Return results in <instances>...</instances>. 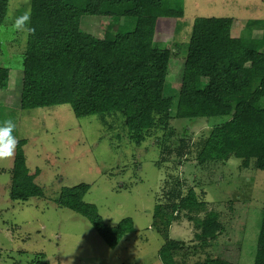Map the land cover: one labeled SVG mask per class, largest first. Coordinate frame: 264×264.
Returning a JSON list of instances; mask_svg holds the SVG:
<instances>
[{
    "label": "rangeland",
    "instance_id": "obj_1",
    "mask_svg": "<svg viewBox=\"0 0 264 264\" xmlns=\"http://www.w3.org/2000/svg\"><path fill=\"white\" fill-rule=\"evenodd\" d=\"M52 2L9 0L5 23L0 25L1 64L9 71L7 86L0 92V123L13 119V135L26 141V166L30 173L39 171L35 183L45 191V199L11 201L13 158L0 161V264H162L158 251L163 240L151 225L158 201L165 202L162 187L168 176L180 183L183 194L194 190L208 209L220 214L225 232L210 243L207 254L233 264H253L264 208V172L240 171L237 159L205 165L192 161L189 158L196 156L199 141L229 117L186 120L176 115L194 20H229L230 35L254 48L250 26L264 20V0H183L181 15L153 20L154 45L173 52L164 86V97L170 99V121L166 129L139 145L133 133L114 118L105 122L95 116L76 118L70 105L20 109L27 35L15 30V15L23 8L24 12L46 13ZM123 22L116 29L118 35L127 33ZM106 24L101 16L82 17L73 83L81 96L89 91L95 42L108 37ZM111 133L119 141H113ZM182 138L183 160L175 154L161 169L156 167L164 146L177 149ZM80 184L90 185L84 201L95 205L107 224L133 221L136 231L115 249L102 241L86 219L56 206L63 188ZM170 239L192 242V225L181 217L173 223Z\"/></svg>",
    "mask_w": 264,
    "mask_h": 264
},
{
    "label": "trees",
    "instance_id": "obj_2",
    "mask_svg": "<svg viewBox=\"0 0 264 264\" xmlns=\"http://www.w3.org/2000/svg\"><path fill=\"white\" fill-rule=\"evenodd\" d=\"M8 4L9 0H0V25L5 23ZM183 9V0H53L48 12L31 13L29 26L35 33L27 34L20 109L70 105L76 118L95 116L102 122L114 118L133 133L137 145L166 129L170 99L164 97V86L173 52L154 45L156 26L152 23L175 18ZM24 10L20 9L15 18ZM89 16L105 20L108 37L95 42L89 91L81 96L73 83L81 20ZM122 20L127 33L118 35L116 29ZM230 25L231 21L218 18L194 20L176 117H229L199 141L196 156L189 158L192 161L205 165L237 159L240 171L252 168L264 172V20L250 26L254 48L234 39ZM1 57L0 45V92L9 79ZM117 139L112 134V140ZM154 141L158 145V139ZM25 144L19 141L9 170V199L13 202L45 199L43 187L35 183L39 171L30 173L26 166ZM184 146L183 138L177 149L164 146V155L156 167L161 169L175 154L182 161ZM89 191L87 184L63 188L55 204L86 219L102 241L115 249L136 231L133 221L107 224L98 208L84 201ZM162 196L165 202L158 201L151 225L163 240L158 251L162 264H233L207 254L210 243L225 232L217 211L208 209L194 190L183 194L180 183L172 176L164 180ZM181 217L192 225L190 243L170 239L171 227ZM253 264H264V208Z\"/></svg>",
    "mask_w": 264,
    "mask_h": 264
},
{
    "label": "clouds",
    "instance_id": "obj_3",
    "mask_svg": "<svg viewBox=\"0 0 264 264\" xmlns=\"http://www.w3.org/2000/svg\"><path fill=\"white\" fill-rule=\"evenodd\" d=\"M31 13L30 11L24 12L22 15L15 18L14 28L19 32L27 34H34L35 29L30 27ZM16 124L13 119L7 118L0 123V161L10 160L15 155V150L19 143L13 132Z\"/></svg>",
    "mask_w": 264,
    "mask_h": 264
},
{
    "label": "crops",
    "instance_id": "obj_4",
    "mask_svg": "<svg viewBox=\"0 0 264 264\" xmlns=\"http://www.w3.org/2000/svg\"><path fill=\"white\" fill-rule=\"evenodd\" d=\"M95 17H98V16H89V19L91 20V19H93ZM88 31H90V29ZM155 34H156V32H155Z\"/></svg>",
    "mask_w": 264,
    "mask_h": 264
}]
</instances>
